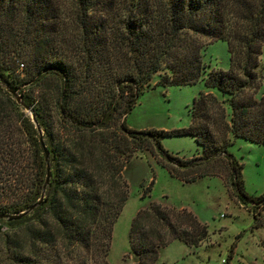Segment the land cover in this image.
<instances>
[{
	"label": "trees",
	"instance_id": "16d2710c",
	"mask_svg": "<svg viewBox=\"0 0 264 264\" xmlns=\"http://www.w3.org/2000/svg\"><path fill=\"white\" fill-rule=\"evenodd\" d=\"M74 1L82 33L64 49L54 35L52 0H0V75L35 111L52 169L42 204L21 219H0L6 260L109 264L114 224L130 195L124 171L139 152L185 183L228 175L243 204H264V194L245 191L243 164L229 152L227 137L264 145V77L258 72L264 0H121L115 9L105 0L119 14L107 10L97 23L89 14L100 0ZM217 40L228 42L231 67L207 72L202 51ZM206 72L207 88L226 98L201 92L189 127L140 131L121 122L156 74L155 87H182ZM0 91L14 98L1 85ZM12 104L20 125L0 104L1 214H19L40 201L47 180L41 133L31 115ZM167 135L193 136L202 154L171 153L162 144ZM253 216L254 227H264ZM209 235L193 212L151 201L133 218L129 240L137 264H156L174 240L198 248Z\"/></svg>",
	"mask_w": 264,
	"mask_h": 264
},
{
	"label": "rangeland",
	"instance_id": "374dc122",
	"mask_svg": "<svg viewBox=\"0 0 264 264\" xmlns=\"http://www.w3.org/2000/svg\"><path fill=\"white\" fill-rule=\"evenodd\" d=\"M100 0L89 18L91 21H103L108 14H119L114 10L121 0H113V13L109 6ZM123 2L128 0H122ZM229 3L233 0H228ZM254 1V0H253ZM55 12L53 22L54 35L64 49L78 41L82 28L81 10L74 0H52ZM111 15L110 18H112ZM202 43L209 39L201 37ZM202 59L207 72L211 69L229 70L231 54L226 40H217L202 51ZM207 72L193 85L156 86L159 73L151 81V86L140 95L134 108L121 118L135 130H164L172 132L184 129L191 124L190 109L201 92H209L204 78ZM258 72L264 77V48ZM18 75H22L19 72ZM213 91L220 100L223 97L218 90ZM264 93L263 86L259 96ZM0 91V104L12 113L15 120L21 122L15 113V106ZM24 111L31 115L29 111ZM231 139L229 152L243 164L245 191L253 197L264 194V145L242 138ZM163 146L171 153L192 158L202 154V149L191 135H167L162 138ZM228 176V175H227ZM226 179L219 176L203 177L192 183H185L170 173L147 152L136 153L127 164L124 178L129 185L130 195L119 218L114 224L109 264H137L131 252L129 233L136 213L148 207L151 201H157L177 209H187L208 226L210 235L200 247L191 248L180 240H174L161 249L156 264H264V227H254V214L264 221V204H243ZM154 180L150 196L143 198L145 188ZM4 230H8L7 227ZM0 264H15L6 260L4 244L0 234Z\"/></svg>",
	"mask_w": 264,
	"mask_h": 264
},
{
	"label": "water",
	"instance_id": "95a60500",
	"mask_svg": "<svg viewBox=\"0 0 264 264\" xmlns=\"http://www.w3.org/2000/svg\"><path fill=\"white\" fill-rule=\"evenodd\" d=\"M0 85L7 90L17 101V103L19 105H21L24 109H26L27 111L30 112L31 117L34 121V123L36 124L38 130L41 133V143L42 146L44 148V153H45V157H46V162H47V180L46 183L43 187V192H42V197L40 199V201H38L37 203L33 204L32 206H30L26 211H23L19 214H1L0 213V219H7L8 221L10 220H17V219H21L23 216L29 214L30 212H32L38 205L42 204L44 202V197L47 191V188L50 186V182H51V177H52V169H51V160H50V151L48 149V147L45 144V141L43 139L42 136V130L39 127L38 123H37V119H36V113L35 111L29 107L23 100L22 96L19 94V92L17 90H15L13 87H11L4 79L3 77L0 75Z\"/></svg>",
	"mask_w": 264,
	"mask_h": 264
},
{
	"label": "crops",
	"instance_id": "0c3cea01",
	"mask_svg": "<svg viewBox=\"0 0 264 264\" xmlns=\"http://www.w3.org/2000/svg\"><path fill=\"white\" fill-rule=\"evenodd\" d=\"M209 92H213V91L210 90Z\"/></svg>",
	"mask_w": 264,
	"mask_h": 264
}]
</instances>
